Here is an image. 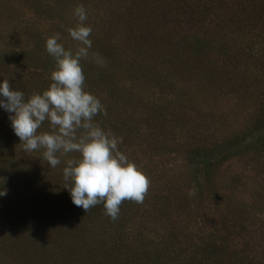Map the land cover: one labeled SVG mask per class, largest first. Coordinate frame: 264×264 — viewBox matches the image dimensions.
<instances>
[{
	"label": "trees",
	"instance_id": "16d2710c",
	"mask_svg": "<svg viewBox=\"0 0 264 264\" xmlns=\"http://www.w3.org/2000/svg\"><path fill=\"white\" fill-rule=\"evenodd\" d=\"M82 4L94 121L149 180L113 220L27 153L0 109V264H264V0H0V80L46 89ZM45 121L39 131H50Z\"/></svg>",
	"mask_w": 264,
	"mask_h": 264
},
{
	"label": "clouds",
	"instance_id": "9594fccd",
	"mask_svg": "<svg viewBox=\"0 0 264 264\" xmlns=\"http://www.w3.org/2000/svg\"><path fill=\"white\" fill-rule=\"evenodd\" d=\"M73 15L78 22L68 33L78 42L75 50L59 42V33L45 41L46 51L55 61L52 83L26 97L11 87L8 79L0 80V109L10 114L11 127L23 150L31 153L42 149L50 167L60 165L61 156L78 153L63 168L64 187L72 202L86 213L103 204L105 214L115 220L125 200L143 203L150 182L119 150L122 138L94 121L95 116L107 112L100 99L85 89L81 61L91 56L101 66L105 62L99 54L90 53L92 27L85 23V7L77 5ZM45 121L51 130L39 131ZM4 194L0 192V196Z\"/></svg>",
	"mask_w": 264,
	"mask_h": 264
}]
</instances>
